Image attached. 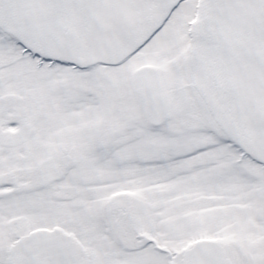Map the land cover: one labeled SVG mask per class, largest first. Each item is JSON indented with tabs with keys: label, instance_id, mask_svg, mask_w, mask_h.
<instances>
[{
	"label": "snow or ice",
	"instance_id": "obj_1",
	"mask_svg": "<svg viewBox=\"0 0 264 264\" xmlns=\"http://www.w3.org/2000/svg\"><path fill=\"white\" fill-rule=\"evenodd\" d=\"M0 264H264V0H0Z\"/></svg>",
	"mask_w": 264,
	"mask_h": 264
}]
</instances>
